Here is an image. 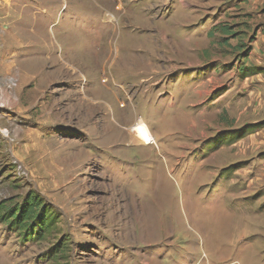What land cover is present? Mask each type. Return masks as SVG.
I'll return each instance as SVG.
<instances>
[{"label":"rangeland","instance_id":"obj_1","mask_svg":"<svg viewBox=\"0 0 264 264\" xmlns=\"http://www.w3.org/2000/svg\"><path fill=\"white\" fill-rule=\"evenodd\" d=\"M0 1V204H22L33 191L58 217L34 239L0 218V264H264L251 216L261 202L262 128L227 147L244 126L264 128V0ZM95 67L107 103L120 100L113 107L127 143L124 158H106L107 173L83 177L85 197L136 216L130 237L114 221L103 238L66 232L43 187L48 175L17 159L8 131L27 102L17 90L46 89V107L65 121L59 97L91 86ZM245 68L259 73L243 78ZM137 124L152 145L133 141ZM210 160L217 165H200Z\"/></svg>","mask_w":264,"mask_h":264},{"label":"crops","instance_id":"obj_2","mask_svg":"<svg viewBox=\"0 0 264 264\" xmlns=\"http://www.w3.org/2000/svg\"><path fill=\"white\" fill-rule=\"evenodd\" d=\"M3 5L4 3L0 1V11ZM0 14L2 15V12ZM6 25L0 16L1 32ZM59 36L66 37L67 35L62 32ZM86 59L82 55V61L86 62L87 67ZM95 68L97 70H93L91 75L87 73L92 79L91 86L69 88L59 97L60 100L65 99L67 102L65 121L59 120L62 109L54 110L46 107V89L39 92L38 86H33L27 92L24 89L17 90L15 93L18 99L24 95V97L27 96V102L24 106L17 105L15 121L9 122L8 131L19 143L14 147L17 159L24 163L31 174L48 175V178H44L43 187L50 192L51 203L59 209L61 214L59 223L66 232L77 238H84L90 234L103 238L107 236L104 224L106 225L107 221H112V223L114 221L118 234L122 237H130L132 236V223L134 218H137L136 216L133 215L130 218L129 211L122 207L117 208V205L114 206V203L108 202L105 198L85 197L83 177L91 170L93 172V169L98 174L107 173L105 171L107 157L124 158L118 150L121 143L125 141L122 139V124L117 123V113L114 109L115 102L120 105V100L113 95L110 98L111 101L107 103L105 89L96 84L95 78L99 73V67ZM101 70L105 73V69ZM35 75L31 77L36 78ZM59 98H56V101ZM206 106L211 109L213 105L209 103ZM193 107L196 108V105ZM131 132H133L132 129ZM253 136L250 134V136L235 139L236 141L227 144V147L236 146L239 142H241L240 145L242 142H249L248 138ZM133 141L140 142L135 133ZM211 164L217 165L212 160L202 162L200 165ZM58 191H61L59 194L64 191L63 199L56 197ZM256 205L257 212L251 216H254V222L261 227V237H263L264 128L261 129V202Z\"/></svg>","mask_w":264,"mask_h":264},{"label":"trees","instance_id":"obj_3","mask_svg":"<svg viewBox=\"0 0 264 264\" xmlns=\"http://www.w3.org/2000/svg\"><path fill=\"white\" fill-rule=\"evenodd\" d=\"M232 29L227 27L223 29L226 36H229ZM259 72L255 68H245L240 71L243 78L257 75ZM263 128V123L246 125L237 139L252 134L255 129ZM249 133V134H248ZM0 218L4 223L9 224L17 231L23 234L25 238L40 236L41 233L49 231L57 222V215L50 205L46 204L44 199L33 191L27 194L22 204H16L9 209L6 202L0 204ZM37 234V235H36Z\"/></svg>","mask_w":264,"mask_h":264},{"label":"bare ground","instance_id":"obj_4","mask_svg":"<svg viewBox=\"0 0 264 264\" xmlns=\"http://www.w3.org/2000/svg\"><path fill=\"white\" fill-rule=\"evenodd\" d=\"M107 17L109 21H113L110 15H108ZM132 131L137 135L140 142L144 145L150 146L153 143L154 139L152 137V134L145 124H139L138 126L132 128Z\"/></svg>","mask_w":264,"mask_h":264},{"label":"built area","instance_id":"obj_5","mask_svg":"<svg viewBox=\"0 0 264 264\" xmlns=\"http://www.w3.org/2000/svg\"><path fill=\"white\" fill-rule=\"evenodd\" d=\"M11 85H12V86H16V83H15V82H12Z\"/></svg>","mask_w":264,"mask_h":264}]
</instances>
